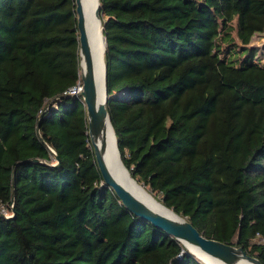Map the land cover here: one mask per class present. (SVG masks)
I'll list each match as a JSON object with an SVG mask.
<instances>
[{
  "label": "trees",
  "instance_id": "1",
  "mask_svg": "<svg viewBox=\"0 0 264 264\" xmlns=\"http://www.w3.org/2000/svg\"><path fill=\"white\" fill-rule=\"evenodd\" d=\"M100 3L124 165L264 264V0ZM79 83L74 0H0V264H202L104 184Z\"/></svg>",
  "mask_w": 264,
  "mask_h": 264
},
{
  "label": "water",
  "instance_id": "2",
  "mask_svg": "<svg viewBox=\"0 0 264 264\" xmlns=\"http://www.w3.org/2000/svg\"><path fill=\"white\" fill-rule=\"evenodd\" d=\"M75 13L77 20V28L79 31V41H80V73L81 82L83 83L82 91L79 93V97H82L83 103L87 109V120H88V135L92 146L94 147V153L96 157L97 165L100 169L102 177L104 179V184L112 188L118 198L121 200L125 208L132 213L134 216L140 218L141 220L150 223L159 230L164 231L167 235L173 237L177 241L181 242L185 248L186 243L196 246L203 254L213 259L218 264H262L257 257L249 255L243 247H237L232 244H225L213 239H209L199 232L187 219L176 214L173 210L167 208L174 212L177 218L170 219L163 217L150 208L144 205L140 200H138L129 190H127L124 185L118 181L109 171L104 161L103 152L97 147V140L104 138L106 136V124L109 121L112 125L109 112L107 110L106 104L108 101L107 96V65L105 63V53L106 47L104 49V88L101 90L99 79L97 76V68L90 50V41L88 37L86 18L84 14L83 5L80 0L75 3ZM95 17L100 21L102 26V33L104 36V28L102 24V13H101V3L99 0V5L95 10ZM106 45V39H105ZM114 137L116 141V147L119 152L120 159L121 154L118 148V141L114 127L112 125ZM55 167L60 165L59 158H56ZM123 163V161H122ZM20 164L17 166V168ZM126 171L130 174L127 167L124 165ZM132 177V175L130 174ZM15 178V177H14ZM132 179L138 183L133 177ZM138 185H140L138 183ZM141 186V185H140ZM142 187V186H141ZM15 199V195L14 198ZM0 216H4L0 214ZM187 249V248H186ZM191 255L192 252L189 251ZM194 256V255H193ZM196 257V256H195ZM197 258V257H196Z\"/></svg>",
  "mask_w": 264,
  "mask_h": 264
},
{
  "label": "bare ground",
  "instance_id": "3",
  "mask_svg": "<svg viewBox=\"0 0 264 264\" xmlns=\"http://www.w3.org/2000/svg\"><path fill=\"white\" fill-rule=\"evenodd\" d=\"M77 0H74L76 3ZM83 5L86 18L88 37L90 41V50L97 68V76L101 90L104 88V49L105 39L102 33L100 21L95 17L96 7L99 0H80ZM82 74V70H81ZM97 147L103 152L104 161L110 173L120 181L124 187L129 190L138 200L150 208L153 212L170 219L177 218L173 211L166 209L162 203L154 198L144 187L136 183L130 174L126 171L120 159L119 152L116 147V141L111 123L106 124V136L100 138L96 142ZM186 247L190 250L202 264H218L213 259L203 254L196 246L186 243ZM243 264H250L244 263Z\"/></svg>",
  "mask_w": 264,
  "mask_h": 264
},
{
  "label": "rangeland",
  "instance_id": "4",
  "mask_svg": "<svg viewBox=\"0 0 264 264\" xmlns=\"http://www.w3.org/2000/svg\"><path fill=\"white\" fill-rule=\"evenodd\" d=\"M257 52V62L264 65V33L256 35L250 45ZM142 186V185H141ZM143 187V186H142ZM151 194V193H150ZM152 195V194H151ZM153 196V195H152ZM154 197V196H153ZM155 198V197H154ZM159 201V199H158ZM160 202V201H159ZM161 203V202H160ZM4 214L10 215L9 212L4 209ZM187 248V247H186ZM188 250V248H187ZM190 250H188L189 252ZM191 252V251H190ZM193 254V253H192ZM194 255V254H193ZM195 256V255H194ZM198 259V258H197ZM199 260V259H198ZM201 262V261H200Z\"/></svg>",
  "mask_w": 264,
  "mask_h": 264
},
{
  "label": "built area",
  "instance_id": "5",
  "mask_svg": "<svg viewBox=\"0 0 264 264\" xmlns=\"http://www.w3.org/2000/svg\"><path fill=\"white\" fill-rule=\"evenodd\" d=\"M82 87H83V83H79L76 87H73L72 89H70L66 94L71 95V96H78L79 93L82 91ZM10 208L13 210L14 204H11ZM6 211L9 212V210H6ZM0 214H3L6 218H11L13 216V213H10V212H9L10 215L4 214V210ZM261 241L263 240L261 239Z\"/></svg>",
  "mask_w": 264,
  "mask_h": 264
}]
</instances>
